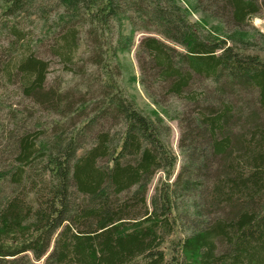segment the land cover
<instances>
[{
	"label": "trees",
	"instance_id": "16d2710c",
	"mask_svg": "<svg viewBox=\"0 0 264 264\" xmlns=\"http://www.w3.org/2000/svg\"><path fill=\"white\" fill-rule=\"evenodd\" d=\"M184 1L0 0V264H264V0Z\"/></svg>",
	"mask_w": 264,
	"mask_h": 264
},
{
	"label": "rangeland",
	"instance_id": "374dc122",
	"mask_svg": "<svg viewBox=\"0 0 264 264\" xmlns=\"http://www.w3.org/2000/svg\"><path fill=\"white\" fill-rule=\"evenodd\" d=\"M180 2L183 6H186V3L184 0H180ZM0 15H1V8H0ZM189 18L192 22H196L199 20L200 15L198 13H192L190 14ZM249 21L251 25L257 27L259 30L264 32V13H262L259 16L252 17ZM31 29L34 34L40 35L41 33L40 27L35 26L34 28L31 27ZM139 39H140V35L137 37L136 46L133 48L131 52H122L119 54L120 61L123 67V73H122V76H120L118 79H119L120 85L122 86L126 94L132 97L140 108H142L145 112L151 114V111L153 109L157 110V108L148 98L141 84L132 79L133 75L138 76L140 74L138 61L136 58V48H137ZM1 44L2 45L5 44V38H2L0 36V45ZM65 76H66V72L63 70V67L58 62L53 61L51 64V68H50V77L52 78V80L60 81V79H62ZM0 96L2 97V101H4L6 105L11 104V103H16V102H19V103L22 101L24 102V100L21 101V97L19 96V90L17 88L16 83L15 84L9 83L8 85H6L4 82H0ZM32 110L35 112H38L37 114H40V115L44 114L37 107H35ZM6 113H7V110H5V112L2 114L3 122H4V119L6 121V119L8 118ZM169 123L172 127V134H171L169 145L178 156V164L176 167V173H177L178 169L180 168V164H181V154H180V149L178 147V139H179L180 132L178 128V123L176 121H170ZM0 146L2 148H5L4 146H2V144ZM165 178H166V174H164L163 172H158L155 175L150 185L149 195L153 193L154 188L159 184V182L164 180Z\"/></svg>",
	"mask_w": 264,
	"mask_h": 264
}]
</instances>
